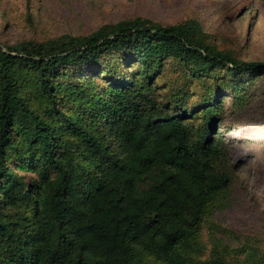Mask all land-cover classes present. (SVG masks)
Listing matches in <instances>:
<instances>
[{"label": "trees", "instance_id": "16d2710c", "mask_svg": "<svg viewBox=\"0 0 264 264\" xmlns=\"http://www.w3.org/2000/svg\"><path fill=\"white\" fill-rule=\"evenodd\" d=\"M166 63L198 82L264 74L196 19L0 42V264H264L250 247L202 239L237 171L217 100H160Z\"/></svg>", "mask_w": 264, "mask_h": 264}, {"label": "rangeland", "instance_id": "374dc122", "mask_svg": "<svg viewBox=\"0 0 264 264\" xmlns=\"http://www.w3.org/2000/svg\"><path fill=\"white\" fill-rule=\"evenodd\" d=\"M136 17L163 26L196 19L219 49L232 51L243 62L264 63V0H0V42L87 35L102 25ZM242 80L220 71L198 82L184 76L176 64L166 63L155 82L161 101L172 102L182 93L188 110L201 99L217 100L216 134L237 172L230 206L209 216L202 239L207 243L212 232L229 250L246 246L260 257L264 255V74ZM227 82L229 88L237 83L239 89L232 93L225 88ZM206 89L212 90L211 95Z\"/></svg>", "mask_w": 264, "mask_h": 264}]
</instances>
